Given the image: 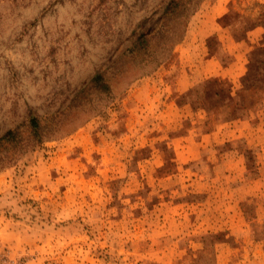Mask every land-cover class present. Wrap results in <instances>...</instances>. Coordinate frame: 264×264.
Masks as SVG:
<instances>
[{"label": "rangeland", "instance_id": "1", "mask_svg": "<svg viewBox=\"0 0 264 264\" xmlns=\"http://www.w3.org/2000/svg\"><path fill=\"white\" fill-rule=\"evenodd\" d=\"M168 1L0 0V264H264V44H233L264 43V0L208 37L224 2L201 0L174 46ZM196 38L219 74L156 96Z\"/></svg>", "mask_w": 264, "mask_h": 264}, {"label": "crops", "instance_id": "2", "mask_svg": "<svg viewBox=\"0 0 264 264\" xmlns=\"http://www.w3.org/2000/svg\"><path fill=\"white\" fill-rule=\"evenodd\" d=\"M230 0H223L224 4L222 6V9L220 12L212 19L206 20L203 23L202 31L204 32V37L210 36L213 32L218 31L223 27L220 23L226 22L223 20V17L227 14L225 10H229L230 6L229 3ZM224 7V8H223ZM222 13V14H221ZM218 18V19H217ZM221 18V19H220ZM258 28H254L252 30V34L257 31ZM197 41H201V38H196L193 40V47L192 49H188L186 51H183V55H179L180 59H184V62H182V65L177 69L176 72L166 71L169 73V78L164 80L163 86H156L154 85V94L158 96L160 90H166L167 94H173L175 93H183L185 92L194 82L201 81L202 79L206 78L208 75H218L219 71L216 69V66L211 65L210 62H213L212 58H208L207 55H196L195 51V45L194 43ZM234 46H244L247 45L246 48H253L258 45H263L264 43H261L259 41V38L257 36H252L249 38V36L245 37L242 40L233 42ZM199 45V44H198ZM245 52V50H244ZM245 55H235V58L228 64V67H224V69H227V72H230V74L234 75V79H241L242 80L245 76H251L252 75V65H250L251 61L246 60ZM215 69V72L212 70ZM224 72V71H223ZM159 79V78H158ZM240 89H244L243 85L241 84ZM245 92L248 90H244ZM167 96V95H166ZM157 99L156 97H154ZM228 126H230V123H233V126L236 128L232 129V131H237L238 134L236 137L245 136V132L243 133L242 130H244L246 127L245 125H238L239 121L242 122V119H233L228 117L227 118ZM225 121V120H224ZM222 128H225V123L221 124ZM212 138V132H204L200 138H194L191 135H187L185 139L182 138H174L172 141L176 146L179 148L184 149V147L190 145L192 148L197 146H202L203 143H207ZM187 142V143H186ZM187 144V145H185Z\"/></svg>", "mask_w": 264, "mask_h": 264}, {"label": "trees", "instance_id": "3", "mask_svg": "<svg viewBox=\"0 0 264 264\" xmlns=\"http://www.w3.org/2000/svg\"><path fill=\"white\" fill-rule=\"evenodd\" d=\"M201 0H169L163 10V15L166 16L169 20L172 22L171 26V32L173 36V42L172 45L179 43L182 38V32L184 31L183 23L186 21V19L191 15L193 12L196 11L199 3ZM166 25H163L160 32H164L166 29ZM144 44V43H143ZM140 46H142L141 40H136V42L133 43L132 49H138ZM264 50V48H262ZM91 82L95 83L98 88L101 89V91H104L107 87L103 73H96L91 79ZM29 129L30 134L29 138L33 139L34 142L30 143L28 141L27 144H25L22 148L28 149L30 146H33L36 144V141H40V122L38 118L36 117H30L29 118ZM5 141H14L16 139V134L13 130H8L2 137Z\"/></svg>", "mask_w": 264, "mask_h": 264}]
</instances>
